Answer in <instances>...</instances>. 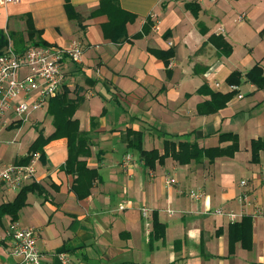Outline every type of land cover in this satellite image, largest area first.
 Wrapping results in <instances>:
<instances>
[{
  "label": "crops",
  "instance_id": "crops-1",
  "mask_svg": "<svg viewBox=\"0 0 264 264\" xmlns=\"http://www.w3.org/2000/svg\"><path fill=\"white\" fill-rule=\"evenodd\" d=\"M104 1L69 0L71 14L66 0H20L0 8V33L19 51L33 43L28 17L37 32L34 41L61 47L72 40L82 42L81 59L64 62L66 80L60 94L68 91L69 100L77 102L73 119L86 134L81 149L87 152L77 153L62 136L36 150L42 159L36 179L24 186L31 187L26 204L16 220L6 216L0 222V264H24L4 240L11 223L37 231L41 264H264V149L254 153L252 147L254 141L264 140V87L246 76L256 65L264 71L255 51L264 52V41L241 32L237 39L247 53L239 62L234 57L227 77L229 83L231 74L240 75L238 90L225 106L209 112L214 107L208 104L212 94L233 92L207 80L236 54L233 36L222 33V26L214 28L218 15L204 10L202 0H116L130 15L119 21L106 12L94 15ZM260 14L264 10L255 7L239 14L235 22L249 24ZM263 26L258 32L264 35ZM178 32L184 33L186 72L179 69L183 63L176 54ZM215 38L229 43L230 56L221 54ZM108 97L124 115L128 111L120 99L133 103L137 114L131 124L114 128L94 114L95 105ZM50 102L42 109V118L30 116L29 127L23 128L25 122L11 114L3 118L0 163L27 164L39 135L47 139L55 132ZM86 103L84 124L76 113ZM139 123L149 125V147L144 146ZM128 130L142 133L144 151H157L150 164L129 147ZM25 133L29 141L22 145ZM228 134L237 139L234 152L227 150L233 143L225 138ZM184 143L190 147L182 148ZM17 144L22 149L17 150ZM180 149L184 161L175 157ZM209 149L227 151L187 159L188 153ZM128 155L133 160L124 169ZM168 175L177 181L173 186L166 182ZM242 180L248 181L247 187L240 185ZM191 191L202 197L193 199ZM19 192L2 186L0 206L14 202ZM243 194L247 203L240 202ZM219 208L238 213L236 223L252 219L247 247L231 242L232 223L214 214ZM258 210L261 215H256ZM155 221L164 226L163 239L154 238Z\"/></svg>",
  "mask_w": 264,
  "mask_h": 264
},
{
  "label": "built area",
  "instance_id": "built-area-1",
  "mask_svg": "<svg viewBox=\"0 0 264 264\" xmlns=\"http://www.w3.org/2000/svg\"><path fill=\"white\" fill-rule=\"evenodd\" d=\"M20 0H0V8ZM83 44L80 40H72L66 47L53 44H30L18 51L9 46L0 55V123L7 115H13L20 122L29 120L33 112L42 110L50 100L60 94L66 80L64 62L78 61L83 55ZM237 91L236 85H231ZM242 98V95H239ZM42 153L33 152L27 164L0 163V188L5 186L9 191H20L26 183L36 179L38 163ZM133 157L128 155L123 163L129 169ZM264 174V167H263ZM169 186L177 181L166 177ZM240 185L247 187L248 181L242 180ZM190 196L199 200L202 193L191 191ZM240 202L247 203V194L240 196ZM215 215L226 217L235 224L239 214L233 210L219 208ZM261 210L256 215H261ZM9 240L11 254L22 260L24 264H41V253L38 249V234L33 227L11 223L6 229L4 240ZM2 240V239H1ZM0 240V241H1Z\"/></svg>",
  "mask_w": 264,
  "mask_h": 264
},
{
  "label": "trees",
  "instance_id": "trees-1",
  "mask_svg": "<svg viewBox=\"0 0 264 264\" xmlns=\"http://www.w3.org/2000/svg\"><path fill=\"white\" fill-rule=\"evenodd\" d=\"M66 9L68 13L70 14L72 11H74V8L70 4L69 0H66ZM104 12L108 13L109 16L112 18V20L117 19L121 21V20H126V18L129 19L130 17V15L126 14L120 9L116 0L104 1L101 4L100 8L94 12V15L104 13ZM121 16H124V18H121ZM27 22L29 26V36L33 40L32 44H48L41 40L34 41V38L37 32L32 27L33 25H32L30 17H28ZM214 42H215L216 47L221 51V54H223L224 56L231 55L232 48L229 45V43L225 41L224 38H217ZM8 46H9L8 37H6L4 33H0V55L4 53V51L8 48ZM15 49L18 50L16 47ZM238 76L240 75H238L237 73L230 75V77L228 78L230 85H236L239 83ZM246 76H247V79L253 84L257 85L260 88L264 87V71L259 65H256L251 71L247 73ZM67 92L68 91H65L64 93L59 94L55 98L50 100L51 102L49 101L50 103H52L51 108H50V113L53 116V124L55 127V132L47 139L44 138L43 134H40L37 140L33 143V145L30 148L32 152L36 151L37 149H41L45 143L52 140L53 138H58L62 136L68 139L69 144L70 146H72L71 148L74 151H77V153L78 152L87 153L85 152L86 150L84 148L81 149L82 147L81 145H84L83 142H85L86 140V134L80 131L79 122L73 119L74 114L78 107L77 102L69 100ZM234 92H237V91H233L227 94H222V93L212 94L211 101L208 104L213 105L214 107H212L208 111L212 112L213 110H216L217 108L225 106L233 98ZM127 135L129 136L128 145L131 148V150H138L139 152H141L142 157L146 160L148 164H150V162H152L157 156V151L153 150L151 152H146L142 149V133L128 130ZM225 138L230 139L233 142L232 145L227 148V150L234 152V148H237V143H238L236 137L234 136V134H228L226 135ZM77 143L78 145H76ZM180 146L182 148L190 147L186 143L180 144ZM252 147H253L254 153H257L260 149H264V140L254 141ZM227 150H223V149H209V150H204V151L199 150L197 155H193V154L191 155L190 153H188L187 159L195 158L198 156L202 157L204 153L210 154L211 157H215V156L222 154L224 151H227ZM182 153L183 151L180 149V152L175 154V157L179 159L180 161H184L182 159V155H183ZM75 157H77V155ZM30 188L31 187L29 186L23 187L20 190L18 197L14 202L3 204L0 206V222L6 216H10L12 220L17 219L20 210L26 204L25 196ZM154 232H155V235H154L155 239H163L165 237L164 226H162L158 221H155V231ZM251 237H252V219L244 218L243 223L232 224L231 229H230V240L232 243L234 241H241L243 246L247 247L248 245L246 244V242L248 240V242L250 243Z\"/></svg>",
  "mask_w": 264,
  "mask_h": 264
},
{
  "label": "rangeland",
  "instance_id": "rangeland-1",
  "mask_svg": "<svg viewBox=\"0 0 264 264\" xmlns=\"http://www.w3.org/2000/svg\"><path fill=\"white\" fill-rule=\"evenodd\" d=\"M184 1V0H181ZM189 1H197V0H189ZM200 1V0H198ZM238 0H217L216 3H212L211 0H202L201 6L204 10H212L215 15H218L219 20L215 22L214 28L216 29L218 26H222L224 28L223 32L225 35L233 36L231 41L234 44L235 53L231 57L232 60L228 62L224 61L223 65L220 68L215 69L208 77V81L213 85L215 82H219L221 84V90L226 91L229 90L230 84L227 82V77L230 72V68H232V63L234 62V57H236L237 62H239L243 56L247 53V49L244 48V43L242 41L240 42L238 36H241V32L248 31V33L251 35L252 39L257 40L258 42L264 41V35L261 34L258 31H261L260 24L262 25L264 23V14H260L259 17L252 18V21L249 24H237L235 22V19H237L239 14H242L244 12L250 11L252 8H260L264 10V0H246L247 2H237ZM264 27V26H263ZM179 36V40L184 38V33H177L175 34V37ZM231 38V37H230ZM178 44V43H177ZM256 48V47H255ZM256 55L260 57L261 62L264 63V52L260 51L259 48L255 49ZM5 53V51H4ZM176 54L177 56L182 60V66L181 71L186 72L188 69V65L186 62L187 59V50L185 47L184 41H181V43L176 47ZM236 55V56H235ZM244 82L241 81V91L246 95L247 91L245 89ZM215 88V86H213ZM111 97H108V99L104 100V102L97 103L95 107L93 108L94 114L97 115V117L101 118L104 117V119L107 122L108 126H112L114 128H122L123 126L127 124H131V117L135 116L137 112L133 109V103H126L124 100L120 99V103L122 106H125L127 108V113L124 115L120 105L117 104V102ZM124 101V102H123ZM88 104L86 103L84 106H82L76 113L77 118L81 120L82 123L87 124L88 121ZM40 118L45 115L44 110H39L32 113V117L34 116L37 118L40 116ZM33 117V118H34ZM9 119V118H8ZM31 119V118H30ZM29 120L25 121V124H23V128L29 127L30 123ZM139 127H141L143 131V142L144 146L149 147L152 143L150 139L149 131L147 130L149 128L148 123H139ZM26 136V133L22 135L21 142L22 145H26L28 143V139H24ZM20 144H17V150L22 149ZM13 148H16V146H13ZM136 154V153H135ZM137 156V154H136ZM14 194H12L13 196Z\"/></svg>",
  "mask_w": 264,
  "mask_h": 264
}]
</instances>
